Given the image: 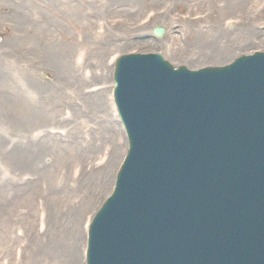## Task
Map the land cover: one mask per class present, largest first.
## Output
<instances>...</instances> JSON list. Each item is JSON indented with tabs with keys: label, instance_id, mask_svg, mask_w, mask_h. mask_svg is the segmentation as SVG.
Returning a JSON list of instances; mask_svg holds the SVG:
<instances>
[{
	"label": "rangeland",
	"instance_id": "1",
	"mask_svg": "<svg viewBox=\"0 0 264 264\" xmlns=\"http://www.w3.org/2000/svg\"><path fill=\"white\" fill-rule=\"evenodd\" d=\"M51 49L67 88L57 112L48 103L59 81ZM257 51H264V0H0V264H72L51 252L60 244L50 242L56 230L77 237V264H85L89 224L113 192L128 141L107 92L92 119L79 118L88 111L80 97L115 87L118 57L161 54L176 68L197 70ZM71 96L79 104L73 125L88 133L71 136L79 152L50 168L47 136L55 120L71 119ZM74 168L86 170V185L64 196L58 183L66 173L75 177ZM63 250L71 251L67 243Z\"/></svg>",
	"mask_w": 264,
	"mask_h": 264
},
{
	"label": "water",
	"instance_id": "2",
	"mask_svg": "<svg viewBox=\"0 0 264 264\" xmlns=\"http://www.w3.org/2000/svg\"><path fill=\"white\" fill-rule=\"evenodd\" d=\"M114 81L129 149L86 264H264V52L198 71L123 55Z\"/></svg>",
	"mask_w": 264,
	"mask_h": 264
},
{
	"label": "bare ground",
	"instance_id": "3",
	"mask_svg": "<svg viewBox=\"0 0 264 264\" xmlns=\"http://www.w3.org/2000/svg\"><path fill=\"white\" fill-rule=\"evenodd\" d=\"M49 59L53 63L56 80H59V81H57L55 84H53L49 87L48 103L50 105L51 112H57V110L62 107L63 102H65L64 101L65 95L63 96V94L65 93L67 88L64 86L62 87V84H63L62 74L63 73H61V71L58 70V68H59L58 58L53 53V49H51V55H50ZM60 67L62 70V63L61 62H60ZM94 78H95L94 75H91L90 79L94 80ZM113 89H114L113 86L102 88L101 89L102 90L101 95H98V94H96V95H92V94L84 95V93L81 94L80 98H81V101L83 103V106H86V109H88V111L86 110V112L84 113L85 115L80 114V111H78L77 107H79V104H77V99L75 97L71 96L74 98L73 101H72V99H68V100H70L69 103L72 104V107H73V115H70L71 119L66 118L64 120V122L62 121L61 124L59 123L60 121L55 120L56 121L55 124L58 126L52 127L51 131H50V135L47 136L48 141L51 142V144L49 142L50 147H49V153H48V158L50 160V165H49L50 168L55 166L60 161V159L63 160L60 163V165H62V164L66 165V164H64L65 163L64 161L65 160L67 161L66 154L70 150L74 149L73 146L71 145L70 141H69L71 139V136H73V138H77L78 133H79V135L81 134L83 136L86 133H88V132H85L84 128H86L87 126H84L83 123H80L79 125H82V126H79V127L76 125L75 126L73 125L74 121L72 122V120L77 116V114H76L77 111L79 112V118L87 117V116L91 117V115H93V113H96V111L98 110V107L101 106V103L104 99L102 97V95L107 92L106 98H107L108 103L106 106L109 108L111 107L113 109V111L115 113V117H117V119H118V115H117L114 100H113ZM77 93L80 94V91H77ZM99 97L102 98V101H100L98 99ZM78 100L80 101V99H78ZM79 110H80V108H79ZM91 119H92V117H91ZM121 128H122V126H121ZM90 130H92V128ZM40 133H42L41 130L40 131L38 130V132L35 133V136L37 134H40ZM124 134H125V132H124ZM37 136H39V135H37ZM36 138H40V137H36ZM125 139H126V137H125ZM90 140L93 141L92 139H90ZM41 143H42V139L40 141H38L37 145L39 146ZM92 145L94 146L95 144H92ZM74 150H77V149H74ZM80 151H82V154L77 155L79 157V161H81V164L85 162V165H86L87 159L83 158L85 156V152H84V150H81V149H80ZM77 152H79V150H77L76 153ZM112 165H113V162L110 161V163L108 162L107 164H104L101 167L103 168L105 166H108L109 168H111ZM74 170L76 173L75 177H73L71 179L70 178L71 174L66 173V175L62 176V179H63L62 182L58 183V185L61 186L62 189L56 190V191L63 193L64 196L67 195L68 193L70 194L69 189L75 188L77 185L79 186V188L77 190L76 189L75 190H76V192L80 193L83 186L86 185V182H83L84 181L83 176L86 174L85 173L86 170L81 169L78 171L77 168H74ZM62 174H64V173H62ZM52 182H54V180H52ZM80 183H82L81 186L79 185ZM71 194H75V192L73 191V192H71ZM50 242L60 243V244L54 245L52 250H51L52 254H54V256L58 260L66 259L67 261H69V263L77 264L78 252L76 251V247H77L79 242H78V239L75 235H71V237H69L68 235L63 233L61 230H58V231L56 230L55 234H53L51 236ZM65 243H67L69 245L71 251L63 250V245ZM86 249H87V247H86ZM25 255L26 254L23 253V257H25Z\"/></svg>",
	"mask_w": 264,
	"mask_h": 264
}]
</instances>
